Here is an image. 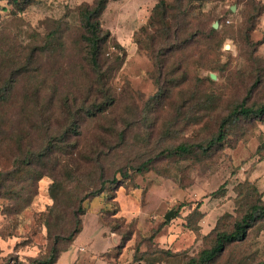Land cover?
Here are the masks:
<instances>
[{"label": "rangeland", "instance_id": "rangeland-1", "mask_svg": "<svg viewBox=\"0 0 264 264\" xmlns=\"http://www.w3.org/2000/svg\"><path fill=\"white\" fill-rule=\"evenodd\" d=\"M94 1H0V62L18 65L16 72L26 66L38 80L48 75L49 87L57 92L68 87L83 92L91 78L80 61L84 37L79 14L82 6L92 7ZM160 1L173 2L106 4L99 24L108 35V46H117L109 52L114 49L122 59L109 82L113 103L104 114L79 120V135L70 136V145L78 143L81 155L77 160L70 153L63 156V170L54 178L30 182L26 170L20 180L10 174V181H5L0 190L6 196L0 199V264L44 260L54 235L72 226V211L99 185L100 175H115L118 182L83 201L80 232L56 264H70L68 256L78 254L91 260L79 264H127L132 254L134 264H185L214 242L216 232L230 231L252 204L264 203L262 118L231 120L223 142L209 151L160 153L205 142L234 107L264 103V0H189L191 25L203 32L176 63L170 62L176 76L183 73L184 83L157 96L159 86L169 85V80L164 82L148 51L138 47L136 34L148 26ZM210 28L214 35L208 34ZM56 55L61 57L58 68L53 66ZM50 69L53 78L46 72ZM24 83L17 85L18 91ZM149 158L153 162L148 170H132ZM126 170L132 181H124ZM68 172L75 174L73 183ZM168 213L172 217L165 220ZM99 253L107 262L98 258ZM260 262L264 219L243 241L227 245L211 264Z\"/></svg>", "mask_w": 264, "mask_h": 264}, {"label": "trees", "instance_id": "trees-1", "mask_svg": "<svg viewBox=\"0 0 264 264\" xmlns=\"http://www.w3.org/2000/svg\"><path fill=\"white\" fill-rule=\"evenodd\" d=\"M0 1L17 4L20 0ZM109 1L112 0H95L92 7L84 5L80 9L81 31L84 37V52L80 55V61L91 78L83 92H77L75 87L64 88L61 92H57L53 86L49 87L48 75L41 76L38 80L29 74L30 71L25 69L26 66L23 68L21 65L22 70L16 72L18 65L0 62V190L5 189L4 184L5 181H10L8 180L10 174H13L12 177L17 181L26 170L25 174H28L27 180L30 182H37L47 176L54 178V173L63 170L60 161L63 156L66 158L70 153L71 156L75 155L77 160L81 155L78 149L82 147L78 143L71 142L72 146L70 145V136L79 135V120L104 114L112 105L113 100L109 97V82L119 70L122 59L119 55H115L114 49L117 46H108V35L103 34L99 24V18ZM188 6L189 0H173L171 4L160 1L151 12L148 26L142 27L136 34L140 37L137 40L138 47L148 51L150 59L163 76L164 82L166 83V79L169 80V85L159 86L157 96H163L168 87L171 89L184 83V80H181L183 73L181 76H176V67L170 68V62L176 63L180 59V54L190 49L202 35L203 31L195 30L191 25ZM208 34L214 35L215 30L210 28ZM42 46H47V43ZM112 46L114 49L109 52ZM29 59L30 61L32 59L30 55ZM60 59L61 57L56 55L53 66L58 68L61 64ZM46 72L53 78L54 71L50 69ZM22 80L25 83L18 91L17 85ZM40 80L42 83L37 85L36 83ZM208 81L212 82L210 77ZM74 82L76 80L72 81V85ZM30 86L42 87L43 90L29 89ZM99 99H101L100 102H98ZM238 117L264 119V103L255 107L242 105L234 107L220 120L216 134L205 142L180 144L160 153L167 156H185L195 151H209L223 142L228 125L231 120ZM152 162L153 158L146 159L134 166L132 170L135 173L145 172ZM60 166L61 169H59ZM74 175L73 172L66 174L71 183L76 181ZM124 175H126L125 182L132 181L127 170ZM98 182L99 185L95 189L88 191L79 200L77 207L72 211V226L54 235L46 258L39 261V264H54L59 254L71 246L80 232V216L85 213L82 207L83 201L99 196L106 187L115 185L118 179L115 175L111 178L100 175ZM54 186L52 183L50 189ZM2 198H6L3 192L0 193V199ZM262 219H264V203L252 204L235 221L230 231L216 232L214 242L200 250L185 264L213 263L224 252L227 245L243 241L253 225ZM133 258L134 254L131 256L130 264L135 263ZM258 264H264V262Z\"/></svg>", "mask_w": 264, "mask_h": 264}, {"label": "crops", "instance_id": "crops-1", "mask_svg": "<svg viewBox=\"0 0 264 264\" xmlns=\"http://www.w3.org/2000/svg\"><path fill=\"white\" fill-rule=\"evenodd\" d=\"M108 239H112L111 241H112V244H113V245H115V243L117 242L116 239H115L113 236L108 237ZM71 245H72V244H71ZM69 248H70V247H69ZM69 248H68L66 251H63V252H61V253L59 254V256H58V258H57V260H56V262H55L54 264H56V263L59 261V259L61 258L62 255H65L66 253H68L67 251L69 250ZM97 256H98V258H99L100 260H102V261H104V262H107L105 259H103L101 253H99ZM68 257H69V259H70V261H71L70 264H79V263H84V262L90 263V262H91L90 259H87V260H86V258H82V257H80L79 254L73 256V258H72V256H68ZM130 262H131V261H129L127 264H130Z\"/></svg>", "mask_w": 264, "mask_h": 264}, {"label": "water", "instance_id": "water-1", "mask_svg": "<svg viewBox=\"0 0 264 264\" xmlns=\"http://www.w3.org/2000/svg\"><path fill=\"white\" fill-rule=\"evenodd\" d=\"M233 10V9H232ZM213 28H217V24H214ZM229 47L226 46V49H228ZM211 79H215V76L214 75H210ZM172 217V214L171 213H168L165 215V220H169L170 218Z\"/></svg>", "mask_w": 264, "mask_h": 264}, {"label": "built area", "instance_id": "built-area-1", "mask_svg": "<svg viewBox=\"0 0 264 264\" xmlns=\"http://www.w3.org/2000/svg\"><path fill=\"white\" fill-rule=\"evenodd\" d=\"M227 23H228V21H227Z\"/></svg>", "mask_w": 264, "mask_h": 264}]
</instances>
